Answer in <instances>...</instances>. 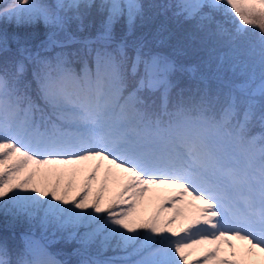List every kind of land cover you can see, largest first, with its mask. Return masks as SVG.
<instances>
[{
    "label": "snow or ice",
    "instance_id": "snow-or-ice-1",
    "mask_svg": "<svg viewBox=\"0 0 264 264\" xmlns=\"http://www.w3.org/2000/svg\"><path fill=\"white\" fill-rule=\"evenodd\" d=\"M56 7L78 9L80 4L71 0ZM175 7L177 16L215 24L205 32L212 45L203 61L208 71L199 77L203 87L187 96L181 90L169 97L168 75L175 64L158 54L145 55L143 42L135 46L130 64L124 42L108 49L116 20L127 15L131 23L143 15L139 0L100 5L108 12L98 37L103 47L46 57L17 40L20 55L35 63L34 89L21 79L23 59L14 71H0V205L25 214L45 231L72 229L68 239L81 245L79 264H264V135H248L253 119L264 127V111L257 116L253 99L264 96V0H182ZM0 18H43L59 29L67 20L35 0H14L0 9ZM75 19H81L78 13ZM197 27L205 31L206 25ZM250 32L258 35L259 83L253 75L227 92L213 93L209 81L224 83L225 57L238 52ZM55 35L50 33L40 48H63ZM221 47L227 51L218 54ZM7 50V39L0 37V51ZM69 55L79 58V70ZM187 70L195 73L197 67ZM161 88L159 103L146 95ZM237 89L249 99L239 100ZM82 165L87 174L71 195ZM109 182L118 190L106 198ZM154 189L174 193L165 198L173 205L170 216H161L163 203L147 218L137 212ZM177 200L183 207L176 206ZM234 239L246 242L242 251ZM41 241L46 238H30L31 259L17 264H67ZM203 244L212 246L203 261L190 260L191 249ZM222 245L231 251L225 253ZM109 249L119 254L104 256ZM0 264H11L2 246Z\"/></svg>",
    "mask_w": 264,
    "mask_h": 264
},
{
    "label": "rangeland",
    "instance_id": "rangeland-1",
    "mask_svg": "<svg viewBox=\"0 0 264 264\" xmlns=\"http://www.w3.org/2000/svg\"><path fill=\"white\" fill-rule=\"evenodd\" d=\"M69 3L71 0H35V3L37 4H42V5H47L49 7V10L53 13L59 12V14L62 17H66V23L65 27L63 29H59L55 27L53 24H46L43 20V18H37L33 21H20L18 22L16 19H9V18H0V37H4L2 34H4L6 31L9 30H14V31H30V32H39L41 34L49 35L50 33H56L55 38H57L59 41L63 40H75L73 37H76L75 34H77V31L79 30L80 35H83V33H91V34H101L105 31V20L107 18L108 12L106 9L101 10L100 5L104 2V0H78V3L80 4V7L74 8V9H58L56 6L58 3ZM178 2H182V0H178ZM14 3V0H0V9L6 8L7 6L11 5ZM139 3H141V0H139ZM91 5V7H88V5ZM77 13L80 15L81 19H75V16ZM143 15L136 16L134 20L130 23L128 20L127 15L121 16L118 20H116L110 27V35L111 37L115 35H121L117 34L122 32V30H125L126 33L125 35L129 38H134L135 33H136V24L138 21L143 20ZM198 21L200 19L198 18ZM203 23V22H201ZM203 24L206 25L205 31H201L198 27L197 33L198 36L201 38L203 37V41L207 39L205 32L211 28H215V24H210L207 21H205ZM83 31V32H82ZM179 32H176V34L182 32L183 36L186 37L187 35H191L189 40L194 42V45L196 48H206L208 47L207 44H210L209 42L204 44L200 42V38L194 35L191 24H187L185 28L182 30L179 29ZM82 32V33H81ZM124 32V31H123ZM203 35V36H202ZM198 38V39H197ZM196 39V40H195ZM247 37L245 38V40ZM97 41H101L100 39H96ZM194 40V41H193ZM64 42V41H63ZM104 43V42H103ZM212 44V42H211ZM254 45V49L256 46H259L258 41H254L252 43ZM107 45H110L109 42ZM250 48V44H247ZM9 42H8V47H9ZM203 46V47H202ZM99 47H103L99 46ZM53 51L56 52H63L62 48L56 49L54 46L51 47ZM221 48H218V54L223 53L221 51ZM236 53H239L236 54ZM233 55H230L228 57H225L223 67L221 69V74L224 75L225 79H230V80H235L237 77L240 78L242 81H248L253 75H255L256 79H259L258 72L260 71V54L253 55L251 54L250 50H247V53L245 55H241V51L236 52ZM237 55V56H236ZM215 65V62L213 63ZM212 68H215V66H212ZM208 71V69L206 70ZM220 74V75H221ZM259 83V80L257 81ZM37 167L35 165H29L28 168H34ZM64 167V166H61ZM27 169L25 170V172ZM25 173L22 172L21 175H24ZM87 174V166H80V170L75 174L73 177L74 179V187L71 189V195H75L76 192L79 190L80 186L84 182V177ZM103 177V169H101L100 173L98 174V179L97 181L93 182V192L96 190L99 184V179ZM42 177L38 175L36 177L37 180H40ZM68 176H65V179H67ZM118 190V185L113 184L109 182V189L108 192L106 193V198L110 195H113L116 191ZM174 193L171 190H165V189H154L153 191H150L145 194L143 200L137 205V212L142 218H147L150 215H152L158 208V206L163 203V211L161 212L162 217H167L172 214V208L173 205L165 199L166 197L173 195ZM176 206L183 207V204L181 201L177 200L176 201ZM0 218L3 219L4 225L7 226H18L19 228H28V229H34V231H30V233L25 234L26 240L25 244H27L28 240L34 239V240H41V237H45L46 241H41V242H46L48 245L50 244V247H53L54 244L58 242V240L63 239L65 237L66 240H72L68 239V234L72 229L64 230V231L59 232L58 230H52L49 228L47 231L44 229H41L39 226L35 224L34 221L30 220L25 214L23 213H18L16 210L11 208L9 206L7 209L3 207V205H0ZM179 223V222H177ZM79 231L82 233L84 231L83 228H80ZM53 232H55V236H53ZM57 232H59L57 234ZM23 233V234H24ZM36 234H41L42 236H37ZM239 241V242H238ZM242 242V243H241ZM233 243L236 245V249L238 251H242L245 247V242L241 240H233ZM77 246L73 249V256L74 259L76 260V264H79V261L81 259V255L77 251L78 249L81 248V245L77 241ZM0 246L6 247L5 243L0 241ZM212 247L211 245L208 244H203V245H195L192 249V255L189 257L190 260H201L203 261V253L205 252L206 249ZM222 247L225 250V253L228 251H231L228 249L227 245H222ZM48 249V247H47ZM110 250V249H109ZM108 250V251H109ZM93 254L95 250L93 249ZM105 252L104 256L107 257L106 254H110L111 252ZM224 254V253H222Z\"/></svg>",
    "mask_w": 264,
    "mask_h": 264
},
{
    "label": "trees",
    "instance_id": "trees-1",
    "mask_svg": "<svg viewBox=\"0 0 264 264\" xmlns=\"http://www.w3.org/2000/svg\"><path fill=\"white\" fill-rule=\"evenodd\" d=\"M181 3V2H175L174 0H141V4L143 5V20L138 21V23L136 24V33H135V37L131 38L132 40L137 39L138 41H140L141 39V33L143 32V34L146 35H150L152 36V39L144 37L143 39L145 41L144 44H155V36L152 35L150 32H152L154 30V32H156L157 34H159V37L163 38L166 37V39H164L165 42L168 41V36L169 37H173V34H168L170 32V30L175 31V29H177V31L179 29L185 28L187 26V24H191V28L192 31L194 33L195 36H197L198 38H200L198 36L197 33V29H195L197 27V25L201 22H205L207 20L204 21H198V18H194V19H185L184 16H177L175 13L177 12V9L175 7L176 4ZM215 18V17H214ZM148 22V23H147ZM208 22V21H207ZM209 23V22H208ZM214 24V23H213ZM168 26V27H167ZM6 31L4 33V36L7 38V41L12 44L11 46L15 48L16 51L17 50V44L16 41L14 40L15 38H19V40L21 41H26L27 44L30 43H34V45L32 47H36V43L40 40L39 38L43 37V34H39V32H30V31H14V30H9ZM124 31V32H123ZM166 33V36H163V33ZM179 32V31H178ZM126 31L122 30V32L117 33V34H121L124 35V37H127L125 35ZM14 35H16V37H14ZM191 35L186 36L185 38L182 39V41H180V43L185 44L186 45V49L187 51L191 54V55H185V57H193L194 63H196L197 65H200L201 63H203L204 60L207 59L208 53L207 51H205V47L203 48H196L194 45V42H190L189 38ZM203 36V35H202ZM146 38V39H145ZM197 38V39H198ZM216 39V38H214ZM196 40V39H195ZM138 41H135L136 43H140ZM194 41V40H193ZM210 43L207 44L206 42ZM203 41V37L200 38V42L207 44V46H211V42L212 40H209L208 38ZM254 41H258V37L256 38H247V40H244L241 44H240V50L241 51V55H245V53H247V50H250L251 54L253 55H257L260 54L259 52V46H256V48L254 49V45L252 44ZM171 42V41H170ZM163 45H166V43H162ZM250 44L251 48L247 45ZM168 49H177V47H169ZM222 52L227 51L226 48L221 49ZM4 51H0V56ZM239 55V53H236ZM14 55L17 57V54L14 53ZM237 56V55H236ZM190 59V60H192ZM204 64V63H203ZM215 66V65H212ZM201 69H205L204 66L200 67ZM213 70H215V68H212ZM221 74V73H220ZM258 74H260V71L258 72ZM222 77H225L224 75L221 74ZM239 80V78L237 77L235 80L233 81H237ZM259 109H264V104H260L258 105ZM1 217V216H0ZM52 230H56L51 228ZM30 231H34V229H28V228H19L18 226H7L4 225L3 219L0 218V241L4 242L6 245V249H8L9 251H12L13 253H11V256L14 258L13 259V264H17V259L19 257H21L22 253H24L25 251V243H24V232H30ZM59 232H62L61 230H58ZM57 232V234L59 233ZM66 231H64L65 233ZM77 240L76 239H72V240H66L65 237L63 239L58 240V242L56 244L53 245V248L56 250L61 251L62 253H64L65 255L72 257L73 254V249L77 246ZM108 252H114L111 249Z\"/></svg>",
    "mask_w": 264,
    "mask_h": 264
}]
</instances>
